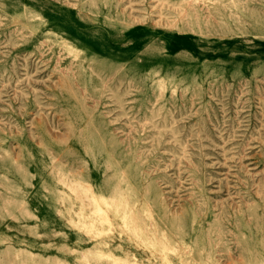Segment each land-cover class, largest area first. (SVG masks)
<instances>
[{
    "label": "rangeland",
    "instance_id": "obj_1",
    "mask_svg": "<svg viewBox=\"0 0 264 264\" xmlns=\"http://www.w3.org/2000/svg\"><path fill=\"white\" fill-rule=\"evenodd\" d=\"M0 264H264V0H0Z\"/></svg>",
    "mask_w": 264,
    "mask_h": 264
},
{
    "label": "bare ground",
    "instance_id": "obj_2",
    "mask_svg": "<svg viewBox=\"0 0 264 264\" xmlns=\"http://www.w3.org/2000/svg\"><path fill=\"white\" fill-rule=\"evenodd\" d=\"M108 199H109V198H108ZM108 199H107V200H108ZM119 200H120V199H119ZM122 200H123V199H122ZM104 201H105V200H104ZM113 201L116 202V200H113ZM119 202H120V201H119ZM119 202H118V203H119ZM94 203H95V202H94ZM96 203H97V202H96ZM98 203H99V202H98ZM107 203H108V202H107ZM112 203H113V202H112ZM110 204H111V203H110ZM120 204H122V203H120ZM123 204H124V203H123ZM126 204H127V203L125 202V205H126ZM96 206H97V204H96ZM110 206H112V205H110ZM126 206H128V205H126ZM113 207H115V205H114ZM117 207H118V206H117ZM116 209H117V208H116ZM119 209H120V208H119ZM120 210H121V209H120ZM118 211H119V210H118ZM121 211H122V210H121ZM100 212H101V211H100ZM115 212H116V211H115ZM118 213H119V212H118ZM118 213H117V214H118ZM122 213H123V212H122ZM99 214H100V213H99ZM119 214H120V213H119ZM130 215H133V214L130 213ZM94 216H95V215H94ZM96 216H97V215H96ZM130 217H132V216H130ZM130 217H129V218H130ZM99 218H100V217H99ZM129 218H128V219H129ZM124 219H125V218H124ZM128 219H127V221H129ZM102 220H103V219H102ZM125 220H126V219H125ZM125 220H123V221L125 222ZM131 220H132V219H131ZM131 220H130V221H131ZM133 220H134V218H133ZM127 221H126V222H127ZM128 223H129V222H127V224H128ZM124 224H125V223H124ZM89 225H90V224H89ZM89 225H88V227H89ZM132 225H133V224H131V227H132ZM135 225H136V224H135ZM133 226H134V225H133ZM125 227H126V226H125ZM128 227H130V226H127V230H129ZM134 227H135V226H134ZM86 229H87V228H86ZM91 229H92V228H91ZM91 229H90V230H91ZM130 229H131V228H130ZM87 230H88V229H87ZM140 230H141V229H140ZM84 231H85V230H84ZM91 231H92V230H91ZM135 231H136V233L138 232V231H137V228H136ZM134 233H135V232H133L132 234H134ZM138 234H140V233H138Z\"/></svg>",
    "mask_w": 264,
    "mask_h": 264
}]
</instances>
